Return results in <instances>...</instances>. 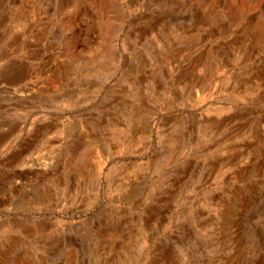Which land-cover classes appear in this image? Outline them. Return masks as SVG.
<instances>
[{
	"label": "rangeland",
	"instance_id": "obj_1",
	"mask_svg": "<svg viewBox=\"0 0 264 264\" xmlns=\"http://www.w3.org/2000/svg\"><path fill=\"white\" fill-rule=\"evenodd\" d=\"M0 264H264V0H0Z\"/></svg>",
	"mask_w": 264,
	"mask_h": 264
}]
</instances>
